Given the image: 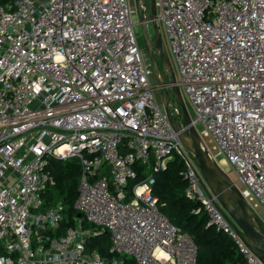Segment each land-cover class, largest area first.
<instances>
[{"label":"built area","instance_id":"built-area-1","mask_svg":"<svg viewBox=\"0 0 264 264\" xmlns=\"http://www.w3.org/2000/svg\"><path fill=\"white\" fill-rule=\"evenodd\" d=\"M176 80L204 147L264 208V0H155ZM136 15V19L133 18ZM145 16L146 13L144 12ZM132 0H13L0 6V264H196L192 235L158 208L155 177L178 155L187 199L245 264H264L220 208L172 129ZM179 126L181 110L169 105ZM189 106V107H188ZM80 164L74 208L44 206L49 159ZM83 222L91 227H84ZM109 233L110 260L86 242Z\"/></svg>","mask_w":264,"mask_h":264},{"label":"trees","instance_id":"trees-1","mask_svg":"<svg viewBox=\"0 0 264 264\" xmlns=\"http://www.w3.org/2000/svg\"><path fill=\"white\" fill-rule=\"evenodd\" d=\"M13 0H0V6L7 7ZM134 169L137 177L129 181V186L153 173L155 183L153 194L157 197V205L174 225L190 233L197 247L196 264H245L243 256L238 252L233 241L224 233L218 232L213 226H208L205 213H195L196 203L186 198L184 190L186 182L182 172L184 164L178 155L167 163L165 169L153 171L150 167L136 164ZM48 170L55 182L44 191V206H53L60 202L64 208L63 227L54 234L64 233V228L74 224L77 216L83 214L74 208L78 194L80 164L74 157L66 159H49ZM84 227H91L83 222ZM109 233L99 231L90 236L86 242L87 250H95L104 258L110 260L120 257L109 252Z\"/></svg>","mask_w":264,"mask_h":264},{"label":"water","instance_id":"water-1","mask_svg":"<svg viewBox=\"0 0 264 264\" xmlns=\"http://www.w3.org/2000/svg\"><path fill=\"white\" fill-rule=\"evenodd\" d=\"M137 24L144 48L150 61L152 75L160 91L161 103L172 129L189 151L193 162L200 170L207 189L217 198L220 210L229 216L238 234L260 259H264V225L257 218L253 209L245 202L236 183L226 174L204 147L202 139L196 130L187 105L183 99L179 83L176 80L171 60L163 51L162 33L156 21L155 0H150L148 16L144 15L142 0H134ZM150 23L154 40L148 32ZM173 100L181 110V124L172 116L169 105ZM211 226L210 223H207Z\"/></svg>","mask_w":264,"mask_h":264},{"label":"rangeland","instance_id":"rangeland-1","mask_svg":"<svg viewBox=\"0 0 264 264\" xmlns=\"http://www.w3.org/2000/svg\"><path fill=\"white\" fill-rule=\"evenodd\" d=\"M132 2L134 3V0H132ZM142 4H143V9H145V12H146V15H148L149 11H150V0H142ZM133 18L136 19V15L133 14ZM159 25V24H158ZM135 29H136V32H137V40H138V44L139 46L146 52L145 48H144V43H143V39L141 37V34H140V26L136 25L135 26ZM159 29H160V26H159ZM161 31V29H160ZM148 32L151 36V38L154 40V35H153V32H152V28H151V25L150 23H148ZM162 33V32H161ZM162 40H163V51L164 53L169 57V59L171 58L170 55H169V52H168V48H167V44H166V41L164 40V37L162 35ZM150 81L151 83H155V80L153 78V75L150 76ZM156 97L159 99L160 98V92H156ZM170 105H174V101L171 100L170 101ZM170 107V106H169ZM189 107V106H188ZM190 112H191V109L189 108ZM188 110V111H189ZM181 120V119H179ZM224 162V161H222ZM221 162V163H222ZM220 163V164H221ZM225 163V162H224ZM219 164V165H220ZM223 164V163H222ZM222 167V169L226 172V174L234 181L236 180V174L235 172L233 171V169L227 164L225 163V165H220ZM238 186H240L238 184ZM253 211L255 212L257 218L261 221V223L264 225V208L259 206V205H256V206H253Z\"/></svg>","mask_w":264,"mask_h":264},{"label":"bare ground","instance_id":"bare-ground-1","mask_svg":"<svg viewBox=\"0 0 264 264\" xmlns=\"http://www.w3.org/2000/svg\"><path fill=\"white\" fill-rule=\"evenodd\" d=\"M222 162V161H221ZM223 163V164H222ZM220 165H225V163L224 162H222Z\"/></svg>","mask_w":264,"mask_h":264},{"label":"flooded vegetation","instance_id":"flooded-vegetation-1","mask_svg":"<svg viewBox=\"0 0 264 264\" xmlns=\"http://www.w3.org/2000/svg\"><path fill=\"white\" fill-rule=\"evenodd\" d=\"M142 7H143V5H142ZM143 9V8H142ZM143 12H145V9H143ZM146 13V12H145ZM153 40V39H152Z\"/></svg>","mask_w":264,"mask_h":264}]
</instances>
